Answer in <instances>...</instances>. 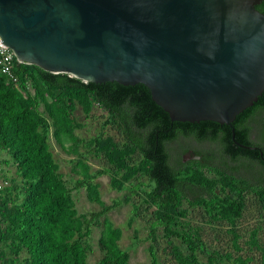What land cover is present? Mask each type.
Returning a JSON list of instances; mask_svg holds the SVG:
<instances>
[{
	"label": "trees",
	"instance_id": "obj_1",
	"mask_svg": "<svg viewBox=\"0 0 264 264\" xmlns=\"http://www.w3.org/2000/svg\"><path fill=\"white\" fill-rule=\"evenodd\" d=\"M255 7L264 14V1ZM16 74L25 96L0 74V150L10 156L21 178L17 186L10 184L0 192V245L7 248H0L1 256L9 250L13 254L25 251L27 256L20 264H86L89 246L85 239L91 226L117 204L104 205L93 183L109 170L112 186L129 181L130 193L145 187V200L156 207L149 222L148 264H158L153 238L156 226L168 241L178 239L182 244L170 247L175 264H203L198 260V250L204 249L198 231L185 228L179 220L186 214L184 203L191 208L207 206L215 213L214 220L231 223L240 215L245 194L250 193L264 211V91L228 126L213 121H171L142 84L83 83L27 64H18ZM76 103L85 113L92 103L105 111L104 123L119 136L117 142L101 135L80 139L74 133L80 125L72 116ZM39 105L43 112L38 111ZM50 128L55 142L75 155L74 169L80 176L75 187H86L89 198L101 207L99 211L77 214L46 143ZM231 128L236 142L255 148L235 144ZM189 149L196 158L185 159ZM87 151L103 153L110 167L91 172L84 160ZM207 171L218 179L206 176ZM216 185L226 196L214 194ZM120 237V229L105 218L99 239L103 257L98 264H129L128 252L118 245ZM233 241L237 243L238 235L234 234ZM15 262L7 254L3 264ZM232 264H248V260L238 256ZM258 264H264V251Z\"/></svg>",
	"mask_w": 264,
	"mask_h": 264
},
{
	"label": "water",
	"instance_id": "obj_2",
	"mask_svg": "<svg viewBox=\"0 0 264 264\" xmlns=\"http://www.w3.org/2000/svg\"><path fill=\"white\" fill-rule=\"evenodd\" d=\"M262 1L0 0V43L83 83L142 84L171 121L231 126L264 91Z\"/></svg>",
	"mask_w": 264,
	"mask_h": 264
},
{
	"label": "rangeland",
	"instance_id": "obj_3",
	"mask_svg": "<svg viewBox=\"0 0 264 264\" xmlns=\"http://www.w3.org/2000/svg\"><path fill=\"white\" fill-rule=\"evenodd\" d=\"M38 111L43 112V106H38ZM44 114V113H43ZM45 115V114H44ZM74 123L80 127L74 130V133L80 139H91L98 135L102 138H111L117 142L119 136L111 129L110 125H105V111L101 110L96 103H92L88 113L84 112L83 106L76 103L72 111ZM51 123L50 120H48ZM49 151L57 164V172L62 176L66 188L74 202V207L78 215H86L93 211H99L101 207L91 200L86 187H75L76 180L80 177L74 169L73 159L75 155L62 149L52 136V129H49L46 139ZM187 159V158H185ZM84 160L90 166L91 172L107 169L110 167L107 158L101 152L87 151L84 154ZM0 165L4 170L5 177L10 184L17 186L20 181L18 170L10 159V156L0 150ZM209 178H217L211 171L205 173ZM112 171L103 173L93 180L98 185L97 191L101 202L104 205H112L117 202L113 208L99 219L97 224H93L90 234L86 237V243L89 251L86 256V264H98L103 257V251L99 247L102 221L106 218L114 227L119 228L121 237L118 245L122 250H126L129 255V264H148L150 261L149 245V222L153 218L156 207L145 200V187L136 188L133 193L128 191L130 182H123L118 187L112 186ZM119 178V176H116ZM132 181V180H131ZM139 181H145L140 178ZM214 194L223 198L226 192L216 185L213 189ZM245 203L240 211L239 217L228 222L225 219L214 220L207 206H198L191 208L184 203L183 208L186 211L184 217L180 218L182 225L192 227L198 231L200 240L203 242V251L198 250V260L203 264H232L238 256L248 260V264H258L260 255L264 251V211L261 210L258 201L253 194H245ZM21 196H19L20 198ZM136 208V210H135ZM183 227L179 226V229ZM155 234V254L158 264H175L170 253L172 244L182 246L178 239H170L163 236L160 226H156ZM233 231V232H232ZM234 234L238 235V241L234 244ZM5 249L6 247H2ZM184 251V248H181ZM9 259H15L16 264L23 261L27 253L21 251L19 254L7 253ZM0 254V264H3L5 257Z\"/></svg>",
	"mask_w": 264,
	"mask_h": 264
},
{
	"label": "built area",
	"instance_id": "obj_4",
	"mask_svg": "<svg viewBox=\"0 0 264 264\" xmlns=\"http://www.w3.org/2000/svg\"><path fill=\"white\" fill-rule=\"evenodd\" d=\"M19 63L15 60L13 52L0 43V74L3 76L6 84L13 86L25 96V91L20 87L19 77L16 74V66ZM28 92H33L32 89L27 86ZM10 186L9 180L4 175V170L0 165V192Z\"/></svg>",
	"mask_w": 264,
	"mask_h": 264
},
{
	"label": "flooded vegetation",
	"instance_id": "obj_5",
	"mask_svg": "<svg viewBox=\"0 0 264 264\" xmlns=\"http://www.w3.org/2000/svg\"><path fill=\"white\" fill-rule=\"evenodd\" d=\"M184 157L185 158H189V157H193V158H196V156H194V154L192 153V150L189 149L185 154H184Z\"/></svg>",
	"mask_w": 264,
	"mask_h": 264
}]
</instances>
